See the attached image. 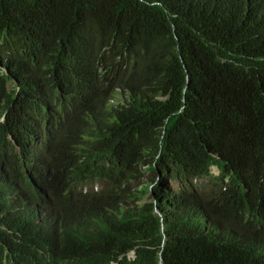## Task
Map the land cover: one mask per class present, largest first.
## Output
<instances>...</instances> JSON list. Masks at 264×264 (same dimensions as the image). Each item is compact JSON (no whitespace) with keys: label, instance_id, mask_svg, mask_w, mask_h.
Segmentation results:
<instances>
[{"label":"trees","instance_id":"trees-1","mask_svg":"<svg viewBox=\"0 0 264 264\" xmlns=\"http://www.w3.org/2000/svg\"><path fill=\"white\" fill-rule=\"evenodd\" d=\"M3 180L16 264H264V0H0Z\"/></svg>","mask_w":264,"mask_h":264},{"label":"clouds","instance_id":"clouds-1","mask_svg":"<svg viewBox=\"0 0 264 264\" xmlns=\"http://www.w3.org/2000/svg\"><path fill=\"white\" fill-rule=\"evenodd\" d=\"M115 94L122 95V93ZM114 99H116V101L113 100V102L117 103L121 98L115 97ZM39 163L45 165L42 160L38 162L36 160L35 164L40 166ZM25 175L27 178L34 176V174L29 170H26ZM24 185L25 184L21 181L13 184L12 182L3 180V183L0 185V191L6 195L8 201L10 200L11 202L13 199H17L21 202V207L18 208L21 212L19 215L22 220V225L28 235V243L47 242L54 229L61 222V216L54 207H49L45 204L33 203L32 200L22 195L21 189ZM87 188V186L84 187V189ZM97 188V186L94 187L95 190H97ZM15 192L18 193V196L15 195ZM0 228L12 235L15 233L14 230L10 229L5 224L1 223ZM133 254L134 253L131 254L132 257ZM16 260H18L17 254L9 251H5L3 253L0 252V264H16ZM235 264H240V262L236 261Z\"/></svg>","mask_w":264,"mask_h":264},{"label":"rangeland","instance_id":"rangeland-1","mask_svg":"<svg viewBox=\"0 0 264 264\" xmlns=\"http://www.w3.org/2000/svg\"><path fill=\"white\" fill-rule=\"evenodd\" d=\"M115 97L121 98V100H123V95H117V94H115ZM114 101H116V99H114ZM212 172L214 174H218L219 173V171H218V169L216 167H212Z\"/></svg>","mask_w":264,"mask_h":264}]
</instances>
